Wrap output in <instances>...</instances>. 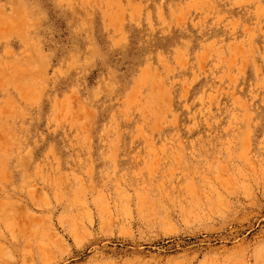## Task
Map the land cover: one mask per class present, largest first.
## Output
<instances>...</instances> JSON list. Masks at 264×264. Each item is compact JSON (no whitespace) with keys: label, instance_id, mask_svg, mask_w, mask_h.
<instances>
[{"label":"rangeland","instance_id":"1","mask_svg":"<svg viewBox=\"0 0 264 264\" xmlns=\"http://www.w3.org/2000/svg\"><path fill=\"white\" fill-rule=\"evenodd\" d=\"M0 77V264H264V0H0Z\"/></svg>","mask_w":264,"mask_h":264},{"label":"bare ground","instance_id":"2","mask_svg":"<svg viewBox=\"0 0 264 264\" xmlns=\"http://www.w3.org/2000/svg\"><path fill=\"white\" fill-rule=\"evenodd\" d=\"M19 69H23V66L21 64H16V65H13V66L7 65V66L3 67L1 69V70H3V73H2L3 74V78H5V79L8 78L9 77V74L13 73L14 71H18ZM20 81H24V79H21ZM15 98H17V97H15ZM4 135H5V133H3V136Z\"/></svg>","mask_w":264,"mask_h":264}]
</instances>
